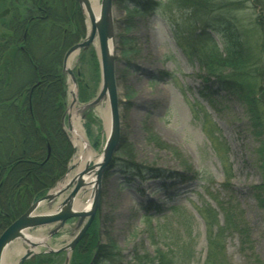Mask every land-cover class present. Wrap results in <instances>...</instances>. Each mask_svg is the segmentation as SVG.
<instances>
[{
    "label": "rangeland",
    "instance_id": "1",
    "mask_svg": "<svg viewBox=\"0 0 264 264\" xmlns=\"http://www.w3.org/2000/svg\"><path fill=\"white\" fill-rule=\"evenodd\" d=\"M232 1L245 2L241 9H236L231 8ZM152 2L162 5L152 8ZM167 2L113 0L121 136L119 148L113 155L119 160L109 170L106 168L103 176L99 216L95 221L98 220L99 243H114L112 249L116 258L113 263L100 264H136V255L152 257L158 249L167 247L174 251V243L181 240L174 208L192 220V264H205L207 260L208 233L201 210L208 208L216 210L221 227L226 225V213L230 214L232 222L222 233L224 258L219 264H264V106L259 107L262 127L254 128L247 103L236 94L216 84H207V95L202 94V70L198 61L191 60L178 45L173 21L180 13L171 12L166 7ZM217 2L220 11L198 16L189 13L190 22H212L219 13L225 16L244 39L254 60L261 59L257 68L264 72V52L260 49L264 45V0ZM82 14L87 36L89 21L83 11ZM258 21L263 24L262 30ZM3 31L0 28V32ZM211 36L225 53L226 39L217 32L211 31ZM98 54L96 39L70 61L78 85V100L74 104V81L71 75L64 73L67 97L62 125L73 146L65 175L75 157L70 112L67 113L71 106L96 155L101 156L107 141L105 116L109 114L110 125L109 100L81 108L94 100L101 88ZM78 72L80 76L76 75ZM81 87L86 94L84 98L80 97ZM211 134L215 135V141ZM215 146L221 155L225 153L226 162ZM129 149L138 167L136 171L122 165L127 160L124 152ZM88 163L92 166L95 161ZM148 167L161 169L162 175L153 177L154 172L147 170ZM57 184L36 201L52 192ZM57 205L56 202L45 205L37 213H48ZM145 215L150 220H146ZM75 223L76 219L69 220L67 226L50 239L49 231L54 225H43L28 233L58 249L77 234ZM24 243L22 240L13 243L10 256L6 257L7 264L18 263L24 253L15 251ZM40 249L39 254L24 264L42 254H54L53 264H65L67 252L49 253L47 246Z\"/></svg>",
    "mask_w": 264,
    "mask_h": 264
},
{
    "label": "trees",
    "instance_id": "2",
    "mask_svg": "<svg viewBox=\"0 0 264 264\" xmlns=\"http://www.w3.org/2000/svg\"><path fill=\"white\" fill-rule=\"evenodd\" d=\"M244 2L232 1L230 6L241 9ZM161 5L152 2V8ZM166 7L180 13L173 21L177 43L200 65L202 94L207 95V84L236 94L247 103L253 127H262L259 107L264 106V72L257 68L261 59L254 60L240 33L222 14L212 22L193 24L188 18L189 13L198 16L220 11L217 0H168ZM84 20L77 0H0V28L4 30L0 32V235L66 173L73 146L62 125L67 97L62 66L65 53L86 36ZM257 23L262 30L263 24ZM211 31L226 39L225 53ZM260 49L264 52V45ZM85 95L81 87L80 97ZM211 138L216 139L213 134ZM215 150L226 162L225 153L221 155L216 146ZM124 153L127 160L122 165L136 171L130 149ZM117 160L112 159L108 170ZM147 170L154 172L153 177L162 175L159 168ZM173 215L178 218L181 237L174 243L175 252L167 247L152 257L136 255V264H192V220L177 208ZM201 216L208 233L205 264H219L224 258L222 233L232 223L230 214L225 215L224 227L213 208L201 210ZM144 218L150 220L148 215ZM97 221L77 244L70 264L114 262L115 244L99 243ZM53 257L42 254L26 264H53Z\"/></svg>",
    "mask_w": 264,
    "mask_h": 264
},
{
    "label": "water",
    "instance_id": "3",
    "mask_svg": "<svg viewBox=\"0 0 264 264\" xmlns=\"http://www.w3.org/2000/svg\"><path fill=\"white\" fill-rule=\"evenodd\" d=\"M81 10L87 16L89 21V33L86 38L72 46L65 54L63 61L64 73H68L72 76L74 81L75 92L72 91L73 104L78 100V85L76 78L70 68V61L73 56L80 51L87 50L97 39L99 43V62L101 68V88L98 96L84 104L81 108H91L100 104L104 99L109 100L110 104V128L108 131L107 141L103 152L101 154L102 159L98 163H94L92 166L89 163L86 164L85 169L74 181V186L69 192V197L64 199L60 205L56 206V210H52L50 213L39 214L36 212L37 207L43 201H49V204L53 202L56 197L62 194L64 191L68 190L70 186H66L61 190L50 192L45 197L39 199L34 204H32L24 214L17 218L13 223L6 228L0 235V264L3 262V256L11 243L16 240H22L23 242L29 241L27 244V249L21 256L17 264H24L27 259L39 254L41 251H35V248L39 244L36 242H31L29 238L26 237L25 232L31 231V229L42 227L43 225H54V228L49 231L48 239L53 238L62 228L66 227L69 220L76 219L75 230L77 234L74 238L69 241L65 246L54 249L49 244L47 246L46 252H67L68 256L65 264H70V259L72 252L76 248L78 242L83 238L85 233L88 231L92 223L94 222L98 210L100 208L101 200V190H102V180L106 168L113 159V155L119 148L120 143V116L118 108V96H117V85H116V64H117V53L115 49V29L113 21V0H101L99 7V14L96 15L94 12L90 0H78ZM72 107V106H71ZM69 113V111L67 112ZM65 117V115H64ZM69 125L73 129L71 123V115H69ZM75 153L76 148L74 146ZM71 169V168H70ZM69 169V172H70ZM86 175V176H85ZM95 175L94 186L92 191V203L88 210H78L73 208V201L76 194L85 188L87 185L86 177ZM59 184V183H58ZM57 184V185H58ZM69 185V184H68ZM54 190V189H53ZM88 189L86 188V191ZM59 194V195H58ZM37 238V237H36ZM42 246V245H40Z\"/></svg>",
    "mask_w": 264,
    "mask_h": 264
},
{
    "label": "bare ground",
    "instance_id": "4",
    "mask_svg": "<svg viewBox=\"0 0 264 264\" xmlns=\"http://www.w3.org/2000/svg\"><path fill=\"white\" fill-rule=\"evenodd\" d=\"M90 2H91V5H92L94 12L96 13V15H98L99 14V7H100L99 0H90ZM74 56H76V54ZM72 89L75 92L76 88L74 86ZM69 112L71 115V123L73 126L72 141H73V144L76 148V153H75L74 161H73V163H71L72 166H71L70 172L68 171L67 174L64 176V178L60 181L61 183H59L54 188V190H52L53 192L58 191V193H60L63 188H65L66 186H70V188L68 190L64 191L60 195L58 194L59 197H57L56 199L53 200V202L58 203V205H60L64 199H67V197H69V195H70L69 192L71 191V189L74 186L73 185L74 181L79 176V174L83 172L86 164L90 160H93L96 163H98L102 159V156L96 155L92 146L88 142V140L85 136V132H84V130L81 126V123L79 121V118L76 117L75 109H73V107H71ZM105 119H106L107 130L109 131L110 125H109V114L108 113L106 114ZM94 178H95V175H92L90 177H86V179H85L87 182L86 187L85 188L83 187V189L80 191V193L76 194L74 197V201H73V203H74L73 208L74 209L76 208L78 210H85V211L90 209L91 203H92V198H93L92 191H93L94 180H95ZM86 188L88 189L87 191H86ZM52 203L49 204V201L41 202L39 204V206L37 207L36 212H38L39 209L43 208L45 205H51ZM98 216H97V218H98ZM25 233H26V237L29 238L31 240V242H36L37 244H39L38 247L35 248V251L41 250L40 245H42V246L46 245L47 241L45 239L36 238V236H34L28 232H25ZM16 241H18V240H16ZM25 242L27 244L30 243L29 241H25ZM13 243H15V241ZM13 243H11V245H9L8 248L6 249L4 256H3L4 258H3L2 264H7V260H6L7 258L6 257H7V255H9V253H10L9 250L12 247ZM24 246L27 248V245L24 243L22 248L15 251V252L24 253L26 250V248Z\"/></svg>",
    "mask_w": 264,
    "mask_h": 264
}]
</instances>
